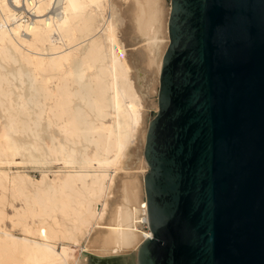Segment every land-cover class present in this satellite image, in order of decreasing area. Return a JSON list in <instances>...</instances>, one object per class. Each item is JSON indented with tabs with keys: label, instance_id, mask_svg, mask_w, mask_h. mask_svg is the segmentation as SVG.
<instances>
[{
	"label": "bare ground",
	"instance_id": "1",
	"mask_svg": "<svg viewBox=\"0 0 264 264\" xmlns=\"http://www.w3.org/2000/svg\"><path fill=\"white\" fill-rule=\"evenodd\" d=\"M104 1L0 0V108L8 113V122L0 131V187H5L4 180L13 172L20 181L18 192L24 193L25 177L31 175L25 170L12 171L10 166L37 161L31 154L15 159L35 147V143L19 144L12 135L17 123L26 121L11 111L30 115L23 95L14 102L9 88L10 77L25 75L23 64L32 67L26 73L32 94L52 100L46 105L45 100L35 99L38 111L30 120L39 125L47 108L64 139L52 136L54 144L49 148L60 155L56 157L59 171L54 184L37 187L36 206L9 202L11 215L0 208V222L8 218L12 227L21 230L16 234L13 228L0 226V264H87V254L73 248L82 238L87 239L83 250L103 258L131 250L137 257L139 246L153 235L151 229L138 231L135 221L142 218L149 223L144 188L148 164L143 153L149 121L144 108L151 106L149 90L154 87L158 109L171 3L165 4L164 27L158 17L159 0H135L133 4L135 30L146 41L143 49L135 47L131 52L134 63L138 67L141 60L146 65L156 61L155 74L147 72L138 81L143 104L131 80V66L116 24L108 18L97 24ZM159 26L164 28L162 40ZM12 65L18 66L8 69ZM137 138L142 148L139 153ZM83 141L85 145L77 147ZM88 144L94 146L92 153L87 151ZM116 191L120 194L112 199ZM4 199L2 193L0 203Z\"/></svg>",
	"mask_w": 264,
	"mask_h": 264
},
{
	"label": "water",
	"instance_id": "2",
	"mask_svg": "<svg viewBox=\"0 0 264 264\" xmlns=\"http://www.w3.org/2000/svg\"><path fill=\"white\" fill-rule=\"evenodd\" d=\"M170 3L136 264H264V0Z\"/></svg>",
	"mask_w": 264,
	"mask_h": 264
},
{
	"label": "rangeland",
	"instance_id": "3",
	"mask_svg": "<svg viewBox=\"0 0 264 264\" xmlns=\"http://www.w3.org/2000/svg\"><path fill=\"white\" fill-rule=\"evenodd\" d=\"M134 2V3H133ZM160 8L158 5V11H159V20L160 24L164 27V17L165 16V4L169 3V0H159L158 1ZM135 4V0H107L103 2V5L101 7V15L98 18L97 24H100L104 21V18L112 19L114 23L117 26L118 31V37L121 41V44L123 46V49L125 50V57L127 61L129 62L131 66L130 70V77L133 81L135 88L137 90V94L139 95L140 100L144 104V95L139 90V79L142 81L144 80L145 74L148 72L149 75L155 74L156 72V61L151 62V64L146 65L145 62L140 61V65L137 67L134 63V57L132 56L131 52L135 51L136 49H143V46L145 45V37L138 33L137 30H135V22L133 21L132 14L134 12L135 7H133ZM162 6V7H161ZM165 9V10H164ZM163 12V13H162ZM162 13V14H161ZM164 15V16H163ZM134 22V23H133ZM133 24V25H132ZM159 24V25H160ZM159 26V29H161ZM134 28V29H133ZM98 27V31H99ZM157 30V33L159 34V37L163 35L162 30ZM159 31V32H158ZM162 32V33H161ZM102 33V30L100 31ZM140 34L142 36H140ZM158 35V34H157ZM161 37L159 39H161ZM163 39V38H162ZM161 39V40H162ZM137 41V42H134ZM136 43V44H135ZM138 47V48H137ZM134 49V50H133ZM14 66V67H13ZM18 65H12L8 69L16 68ZM27 66V67H26ZM25 68V69H24ZM27 68V69H26ZM30 68V69H29ZM32 67L26 64H23V71L25 72L23 77L20 79V77H10L11 82L9 85V88L11 89V97L13 98L14 102L18 101V95L22 94L23 99L26 101V108L30 115L25 114L23 112L16 113V111L12 110L11 112L18 117L20 121H26L25 124L22 122L17 123V132H12L13 137L17 140L19 144H25L26 146H29L30 144L35 143V147L29 148L30 150L22 151L21 153L17 154L15 156V159L22 160L23 157H27L31 154L34 157L37 158V161L35 162H27L25 164H13L10 166L12 171L16 170H25L28 172L29 175H31L32 178H26L24 182V193H19L17 190L16 185L20 183L19 179H17V175L13 172H10L8 179L4 180L5 187H0V195L3 193L6 195V200H2L0 203V208H2L5 212L8 214L13 213V207L9 205V202H13L15 206H20L24 202H28L32 206H36V203L33 201V197L36 196L37 193V187H45L49 184H54L56 181V173L59 171V164L57 163V156L54 152L50 150V146L54 144V141H52V136L56 135V137H60L61 140L63 139V134L59 131V129L56 126V121L54 122L55 118H52V115L48 112V109L46 108V112L43 114L41 122L39 125H34L33 121L30 120V118H35V111H38V108L35 106V99H40L39 101L44 102V104L49 105L50 102H52L51 99H45L42 95H33L32 90L30 89V83L31 79L29 78L26 73H31L29 71H32ZM27 71V72H26ZM89 70L88 72H91ZM149 95L151 98V106L145 107L144 110H148V113L146 115V122L155 115V102H156V88H151L149 90ZM39 96V97H38ZM50 100V101H49ZM49 101V103H48ZM78 102V100H77ZM46 105L44 107H46ZM49 118H52L51 122L49 121ZM54 119V120H53ZM8 122V113L3 111L0 108V131L3 128V125H5ZM28 124V126L26 125ZM30 128L37 131L39 133V137L35 138L30 131ZM62 135V136H61ZM85 145V142H81L77 144V147L81 148ZM136 151L139 153L142 152V148L140 149V138H137L135 142ZM94 149V146L92 144H88L87 151L89 153H92ZM5 157V156H4ZM25 158V160H28ZM4 169H8L5 167ZM141 170V169H140ZM148 170V168H147ZM38 181H41V183H37ZM23 184V182H22ZM12 193H15V196L12 195ZM112 196V199H115L116 196L120 194L119 192H115ZM121 196L118 197L120 199ZM101 203H98L99 209H101ZM142 218H138L135 221V227L138 231L143 232L149 230L147 227V222ZM0 226H5L7 228H13V232L16 234H21L20 227H12L11 221L8 218H5L0 222ZM15 230V231H14ZM87 239L82 238L80 243L77 246H73V248L76 250V252L84 251L87 255L88 262L87 264H136V253L135 251H129L126 253H121L117 255H113L108 257L109 260H103L101 262H97L93 259L92 256H98L103 258L102 255L95 254L93 252H90L88 250H83L84 245L86 244Z\"/></svg>",
	"mask_w": 264,
	"mask_h": 264
},
{
	"label": "built area",
	"instance_id": "4",
	"mask_svg": "<svg viewBox=\"0 0 264 264\" xmlns=\"http://www.w3.org/2000/svg\"><path fill=\"white\" fill-rule=\"evenodd\" d=\"M145 223H146V222H145ZM146 224H147L148 229H150V227H149V223L147 222Z\"/></svg>",
	"mask_w": 264,
	"mask_h": 264
}]
</instances>
